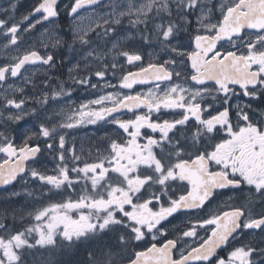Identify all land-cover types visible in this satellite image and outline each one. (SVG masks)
<instances>
[{
	"label": "snow or ice",
	"instance_id": "6c2138e0",
	"mask_svg": "<svg viewBox=\"0 0 264 264\" xmlns=\"http://www.w3.org/2000/svg\"><path fill=\"white\" fill-rule=\"evenodd\" d=\"M100 2L74 0L69 15L76 18L80 9ZM109 7L111 11L106 16L94 21L95 29L90 24L87 30L74 32L73 42H79L83 53V70L91 71V64L98 63L100 67L94 75L104 80L109 71L115 75L117 56L126 57L130 65L143 59L140 54L122 50L120 38H114L116 26L125 16L137 26L142 39L148 41L151 37L143 32L154 29V38L175 55L162 63L141 65L137 72L122 75L119 83V88L131 89L134 84L155 80V91L100 95L65 113L60 123L48 126L41 122L38 130L26 134L20 145L0 131V153L5 157L0 163V185L18 177L27 183L25 177L30 173L33 180L41 182V195L45 186H50L48 192L61 188L75 191L77 185L82 186L77 199L49 203L35 210L30 215L37 223L24 231L12 234L0 223V231L8 233L0 235V264H24L23 253L28 249H71L106 236L114 237L116 243L103 245L98 254L89 252L88 264H122L124 259L127 264H255L253 255L264 256V248L236 247L226 258L219 255L218 249L245 230L264 233V210L255 211L257 205L264 206V118H256L252 111L253 102H264V0H111ZM15 10L16 5L11 4V13ZM36 13L42 20L57 17V0H39L21 21H16L9 9L3 10L6 18H0V36L7 40L4 48L17 45L21 31H30L41 23L36 20L22 27ZM195 13L197 27L190 35V50L173 46L175 35L190 23L187 17ZM157 20L160 23H155ZM89 31H96L97 41L103 44L92 47ZM108 43L111 48L105 51ZM37 62L52 67L55 57L41 56L34 50L12 57L11 63L0 66V87L9 77L20 76L26 65ZM80 71L79 61L69 69L75 84L94 89L99 86V80L92 84L90 76H80ZM42 83L49 87L48 80ZM161 84L165 87L161 88ZM105 86L116 87L107 81ZM57 87L58 91L51 92L53 100L65 94L63 84ZM8 88L23 93V88L11 84ZM237 95L248 101L233 105L232 98ZM27 99L30 98L5 95L0 101V119L20 121L29 112L36 113V108L26 109ZM48 99L49 92L45 91L38 102L47 104ZM140 108L147 112L137 114L135 110ZM122 109L132 112L134 118L120 119L115 115ZM161 109L178 110L179 118L153 119L152 114ZM98 121L117 125L130 139H112L108 155L80 166L81 157L74 149L66 148V137L59 130ZM143 129L159 133V138L142 133ZM40 138L44 140L43 150L57 154L55 174L33 166L42 153ZM140 139L146 143H139ZM67 152H71L70 158ZM241 185H247L252 194L245 207L189 221L191 226L186 230L178 229L181 237L169 238L164 222L170 217L200 211L217 190ZM180 188L183 192L177 196ZM206 226H211L210 234L198 238L197 227L209 231ZM184 238H198V242L190 244ZM141 244L142 250L127 254Z\"/></svg>",
	"mask_w": 264,
	"mask_h": 264
},
{
	"label": "flooded vegetation",
	"instance_id": "af4514ba",
	"mask_svg": "<svg viewBox=\"0 0 264 264\" xmlns=\"http://www.w3.org/2000/svg\"><path fill=\"white\" fill-rule=\"evenodd\" d=\"M3 0H0V7L2 6ZM39 3V0L35 3L36 5ZM32 7L28 11V15L33 11L35 6ZM98 9L96 8H89L79 11V15L81 16L84 13H87L91 10ZM58 10V16L51 20L46 21L42 20L41 14L36 13L35 15L30 16L29 21H25L22 25L24 27L25 25H28L29 23H34L36 20H41V23H38V25H35L34 28H32L29 33L37 32L41 27L48 26V25H56L59 29V33L61 36L64 37L63 42L61 41V46L59 48H56V40L53 41H32V45L27 48H22L21 44L23 43L21 40L18 41V44L15 46H11L15 49L13 56H5L6 53H8V48H2L1 49V55H0V62L1 63H11L12 57L17 55H22L26 51H37L41 56H46L48 54H52L55 57V64L52 67H49L47 65H42L40 62H37L33 65H27L24 69L21 70V75L16 78L9 77L6 84L3 85V87H0V101H3V98L5 95H8L9 98H30L27 99L26 103V109L30 110L32 108H36V113H29L28 115L24 116L20 121H6L4 119H0V131L5 132L6 135H8L13 142L16 145H20L23 143L24 136L26 134H29L31 132L37 131L38 126L41 122L46 123L48 126H51L52 124H57L62 122L65 119V113L69 112L70 110L78 109L81 104H83L82 100H78L76 103L71 102H64L65 96H67V92H72V96H89L93 99L98 98L100 95H105L109 92H112L115 90L120 83L121 77L124 74H127V72H137L139 70V66L143 65L144 67H147V64L149 62L152 63H162L164 60H166L165 57L160 56L161 58H158V56H155L154 58H149V53H154L155 50L150 51L149 48L155 47L156 50H164L165 53L169 52L170 50H165L162 45H157L158 40L154 38V32H143V35L150 36L151 38L148 41H145L141 37V32L137 30V26L128 25L127 28H130L131 31L134 32L136 38H138L137 42L139 45V48L141 49L136 54H140L143 59L138 62H134V64H127V69L120 68L116 69L115 75H113L112 71H109L106 74V77L104 80H99L96 76H91V83L97 84L99 80V86H102L100 88L99 86L97 88H91L89 86L85 87L84 85H77L73 82V79L70 77L69 69L73 68V65H75L78 61L80 62V68L84 64L82 60V50L80 48L79 42L76 41L75 44L73 42L74 32L72 30L73 24L76 22V18H73V16H70L68 14L62 13V9ZM192 15H190L191 17ZM195 21L193 22V25H189V34L185 38L182 36V34H179L175 37L176 41H188L191 43L190 35L194 32L195 27ZM125 21L122 22L120 26H117L116 29H124ZM139 29L143 30V25L138 26ZM92 28L95 29V26H92ZM151 28V27H150ZM96 31H99V29H96ZM96 31L92 33V35L88 34V38L95 44L94 42L97 41L96 37ZM90 35V36H89ZM175 39L172 40V42L175 41ZM55 41V42H54ZM7 43V42H6ZM135 43V44H136ZM224 43L225 47H230V45L226 42ZM71 46V47H70ZM191 47V45H190ZM27 49V50H26ZM108 45L104 48L105 51H107ZM190 50V48H189ZM76 58V59H74ZM178 60L181 59L180 57L177 58ZM149 60V61H147ZM3 64V65H4ZM99 67L100 65L96 63ZM0 65V66H3ZM180 70V69H177ZM77 70L73 71V76L75 75ZM86 70H83L85 72ZM81 72V71H80ZM28 75V78H27ZM120 77L118 78V76ZM27 78L28 81L24 82ZM45 78V79H44ZM50 78V79H49ZM48 80L49 87L45 88L43 85V81ZM175 80V78H174ZM105 81L109 82L112 85H116V87H106ZM69 82H72V88L68 89ZM21 83H24L21 85ZM118 83V84H117ZM8 84L20 86L23 88V93L20 92H13V90L8 88ZM63 84L65 89V94L62 95L63 97H59L55 100L51 98V92L53 90H59L58 85ZM35 85V86H34ZM155 85H145L136 87L132 91H128L125 89H121L125 94L129 95H136L138 93L143 94L147 93L149 89H152L155 91ZM73 86L79 87L78 89H73ZM82 87V88H81ZM165 85L161 84V88H164ZM36 89V90H35ZM40 89V90H39ZM47 91L49 92L50 98L48 99L47 104H41L38 101L42 98L43 93ZM237 93H239V89L237 88ZM211 99V98H209ZM248 101L247 97H243L242 95H237L236 97L232 98V103L235 105L236 103H246ZM110 106V103H109ZM91 107H99V106H91ZM2 110V109H0ZM11 111L15 112L17 110L12 109ZM176 111L178 110H170V109H161L160 113H153L152 118L156 119L159 117L161 120L163 119H173V118H179L178 115H176ZM252 111L255 113L256 118H264L261 116V113H264V102L256 101L252 104ZM147 112V109L144 108L143 110L136 111L137 114H144ZM215 114V113H213ZM7 113H5V116ZM117 115L120 119H130L134 118L133 113L130 112H120ZM232 119L233 122H235V109L233 108L232 112ZM33 122V123H32ZM31 123V124H30ZM23 125V126H22ZM28 125V126H27ZM32 125V126H31ZM26 126V127H25ZM30 126V127H29ZM23 129H22V128ZM27 128V129H26ZM61 134H64L66 137V148L68 149H74L75 153L81 157L80 166H83V162H97L98 159L103 158L104 156L108 155V150L110 148V142L112 139L117 140H127L130 139V137L127 136V134L123 133L122 129H118V126L111 123H106L103 121H98L96 124H88L84 123L73 128V129H60L59 130ZM142 133L151 134L156 138H159V133H151L148 129H143ZM220 135H223L221 133ZM40 144L42 148V153L40 154L39 161L36 165H33L35 167L40 168L41 171H47L48 174H55L54 170L56 169V166L58 164V158L57 154L55 152H49L44 149V140L43 138H40ZM57 147H58V138L55 141ZM139 143L143 144L146 143L145 140L140 139ZM207 143H213L212 141H207ZM67 157H71V152L66 153ZM187 158V157H185ZM5 159L4 154L0 153V163L3 162ZM69 162L71 163L70 159ZM31 164V161L28 162ZM25 179L27 180V183H25L24 180H21L19 177L15 181V183L11 186L5 187L0 190V223H3L6 225L9 229V232L14 234L15 231H24L25 228L30 227L37 223L32 218V213L35 212V210L47 206L49 203L54 202H60L66 199H77L82 191V186L77 185L75 191L72 189H65L61 188L60 190L53 189L52 192H48V187L45 186L43 189L44 194L41 195V182L38 180H33L30 177V173L26 175ZM83 183V182H82ZM182 183V182H181ZM174 188L177 187V185H173ZM183 188H180L176 195L182 194ZM252 199V194L249 192V187L247 185H241L239 188H225L217 190L216 194L210 199V202H208L204 209L197 211L195 213H187V212H179L175 214L173 217H170L168 221L164 222V227L167 229L169 238H176L182 236V231L180 230H186L187 227H190L189 221L195 222L197 218L204 219L208 218L211 214H219L225 211H230L234 207H245L249 200ZM25 209L23 212H16V209ZM15 209V210H14ZM264 210V206L257 205L255 207L256 212H260ZM73 215H76L73 213ZM23 223L24 228H22L20 223ZM21 226V227H20ZM209 231H206L205 228L197 227L198 232V238L199 237H206L210 234V227L206 226ZM0 235H8V233H4L0 231ZM198 238L196 241H193L189 238H184L188 240V242L194 243L198 242ZM112 242V243H110ZM116 243L114 237L112 236H106L103 238V240H97L95 242H92L93 250L98 254L100 248L103 245H114ZM84 245L85 243L79 244L78 246L73 247L72 258L74 260L71 261V264H87L84 262L85 258L88 257V252L84 251ZM251 245L252 247L256 249L264 248V233H261L260 230H245L243 233L237 235L235 239L229 240V242L222 246L220 249H218L219 255L222 257H227V255L234 250L236 247L241 246H248ZM143 245L141 244L140 247L136 248H130L128 250L127 254H130L134 250H142ZM52 249H54V253L52 252ZM63 248L61 247H51L48 248H34V249H28L30 259L32 260L33 264H65L67 261L64 260L67 258L66 253L62 252ZM57 251V252H56ZM76 251V252H74ZM125 254V255H127ZM81 256V257H80ZM79 261H78V260ZM252 259L255 261V264H263L264 263V256H261L259 254H254ZM80 262V263H79ZM122 263H127V259L123 260ZM67 264V263H66Z\"/></svg>",
	"mask_w": 264,
	"mask_h": 264
},
{
	"label": "rangeland",
	"instance_id": "374dc122",
	"mask_svg": "<svg viewBox=\"0 0 264 264\" xmlns=\"http://www.w3.org/2000/svg\"><path fill=\"white\" fill-rule=\"evenodd\" d=\"M3 1L4 2H2V6L0 7V18H6L3 15V10L4 9H9V14H13V13H11V4H15L16 5V10H15V13L13 15H14L16 21H21L24 16H29L28 15V11L32 7H34V5H36L35 3L38 0H3ZM212 2L215 3L216 0H212ZM72 3H74V0H61L59 2L58 6H57V9H62V13L68 14L69 11H70V6H71ZM110 3H111V0L101 4L99 7H97L98 9L91 10V11H89L87 13L82 14L81 16H78L76 18V22L73 24V27H72L73 32H78V31H81V30H87L89 28L90 24H91V26H95L94 21L99 22V17L106 16L111 11V8L109 7ZM197 15H198V13L192 14L191 17L188 16L187 19H188V21H190V23L186 25V30H181L178 34L175 35V37L178 36L179 34H182V36L187 38L186 36H188V34H189L188 26L189 25L190 26L193 25V22L195 21V23H194L195 24L194 32L192 33V35H194L195 34V29L197 27V23H196V16ZM217 15H218V13H217ZM133 19H134V17H133ZM173 19H176L175 15L173 16ZM165 20H167V17H165ZM124 21H125V24H127V25L125 26L124 29H120V28L117 29L116 36L114 38H120L122 50L129 51L130 54L131 53H135L136 54L137 52H139L141 50L139 48L138 43H136L138 38H136L134 32L131 31L130 28H127L128 25H131V23L129 22V17H127V16L123 17L122 18V22H124ZM122 22H121V24H122ZM34 23H35V21H34ZM155 23H160V21L157 20ZM35 25H38V24H35ZM120 25H117V26H120ZM27 26L28 25H25L24 27H27ZM149 27L152 28L151 25ZM94 32L95 31H89L88 34L92 35V33H94ZM152 32H154V29L152 30ZM19 40H21L23 42L21 44V47L22 48H27V49L32 45V43H31L32 41H53V40H56L57 43H56L55 47L59 48V46H61V44H62L61 41L63 42V40H64V37L61 36V34L59 33L58 27H56V25L52 24V25L41 27L37 32L29 33V31H27V32L21 31ZM6 42H7L6 38L4 36H0V55H1V49L4 48V45L6 44ZM94 43L95 44H93V47H95L97 43L103 44V42H101V41H99L97 43L94 42ZM159 44L160 43L158 42L157 45H159ZM107 45H108V48H111V43H108ZM172 45L173 46L180 45L183 48L189 49L191 43L188 42V41H182V40L176 41V39H175V41L172 42ZM9 47H10V49H8V53H6L5 56H13L14 55L15 49L12 48L11 45ZM149 49H150V51L155 50L154 53H149V56H148L149 58H154L155 56H158V58H161L160 56L163 55L162 57H165L166 59H168L170 56L175 55V54L171 53L170 51L167 52V53H165L164 50H161V51L159 50L158 51V50H156L155 47H152V48H149ZM74 59H76V58H74ZM111 59H112V57L110 55L108 57V60L111 61ZM147 61H149V60H147ZM116 62L118 64L117 70L120 69V68L121 69L122 68H125V69L128 68L127 64H126V57L117 56L116 57ZM3 64L4 63L0 62V65H3ZM98 68H99V66L96 63H92L91 64V71L86 70L85 72H83V69H84V64H83L81 66V68H80L81 69L80 76H90V77L92 75L95 76L94 72ZM119 77H120V75L118 76V78ZM27 78H28V75H27ZM27 81H28V79L25 80L24 82H27ZM22 84H24V83H21V85ZM72 84H73L72 82H69L68 89L72 88ZM15 85L13 86L14 88H21L20 86H15ZM84 86L87 87L88 85H84ZM99 87L102 88V86H99ZM78 88L79 87H77V86L73 87V89H78ZM112 92H119L120 94H125L121 90V88H119V86L115 90H113ZM71 93L72 92H67V96H65V97L61 96V98L62 97L64 98V102L76 103L78 100H82L83 104H84V103H87L89 100L93 99L92 97L82 96V95L71 97L72 96ZM49 98H50V96H49ZM17 211L18 212H23V211L26 212L25 209H19V208L16 209V212ZM89 252H95V251L90 249V250H88V253Z\"/></svg>",
	"mask_w": 264,
	"mask_h": 264
},
{
	"label": "trees",
	"instance_id": "16d2710c",
	"mask_svg": "<svg viewBox=\"0 0 264 264\" xmlns=\"http://www.w3.org/2000/svg\"><path fill=\"white\" fill-rule=\"evenodd\" d=\"M22 223V222H21ZM20 223V224H21ZM22 227L24 225H21ZM24 228V227H23ZM92 245V242H86L85 245H84V251L85 252H88V250L92 249L93 250V245ZM73 250V247L71 249H68V248H63L62 252L63 253H66L67 255V258H65L64 260H66L67 264H71V261L73 260L72 256H74L75 254L72 255V251ZM52 252L54 253V249H52ZM57 252V251H56ZM76 252V251H74ZM23 260H24V264H33L32 260L30 259V256H29V252L28 250H26L24 253H23ZM88 260V258H85L84 259V262L86 263V261ZM65 263V264H66ZM84 264V263H83Z\"/></svg>",
	"mask_w": 264,
	"mask_h": 264
},
{
	"label": "water",
	"instance_id": "95a60500",
	"mask_svg": "<svg viewBox=\"0 0 264 264\" xmlns=\"http://www.w3.org/2000/svg\"><path fill=\"white\" fill-rule=\"evenodd\" d=\"M60 1H61V0H57V6H58V4H59ZM106 1H108V0H101L100 4H102V3L106 2ZM100 4H99V5H100ZM99 5H95V6L86 5L84 8L80 9L79 11L84 10V9L94 8V7H97V6H99ZM55 18H56V17H54V18H49V20H46V21H51V20H53V19H55ZM29 65H33V64H29ZM26 66H27V65H26ZM26 66H25V67H26ZM156 83H157V82H156L155 80H152V81H150L149 83H146V84H134L133 87H132L131 89H125V90L132 91V90L135 89L136 87L145 86V85H151V84H156ZM143 109H144V108H140V109H137V110H135V111H140V110H143ZM121 112H129V111L126 110V109H122ZM130 113H132V112H130ZM15 181H16V180H15ZM15 181H13L12 183L7 184V185H0V190L3 189V188H5V187H8V186L13 185V184L15 183ZM122 264H127V263H122Z\"/></svg>",
	"mask_w": 264,
	"mask_h": 264
},
{
	"label": "bare ground",
	"instance_id": "6f19581e",
	"mask_svg": "<svg viewBox=\"0 0 264 264\" xmlns=\"http://www.w3.org/2000/svg\"><path fill=\"white\" fill-rule=\"evenodd\" d=\"M55 42V41H54ZM45 79V78H44ZM92 82V81H91ZM74 87V86H73ZM36 90V89H35ZM40 90V89H39ZM30 113V112H29ZM33 123V122H32ZM31 124V123H30ZM23 126V125H22ZM28 126V125H27ZM32 126V125H31ZM26 127V126H25ZM30 127V126H29ZM22 128V127H21ZM23 129V128H22ZM27 129V128H26ZM24 223V222H23ZM23 223H21V225H23ZM21 227V226H20ZM24 227V226H23ZM22 227V228H23ZM110 243H112V242H110ZM113 245V244H112ZM81 257V256H80ZM59 264V263H58Z\"/></svg>",
	"mask_w": 264,
	"mask_h": 264
}]
</instances>
